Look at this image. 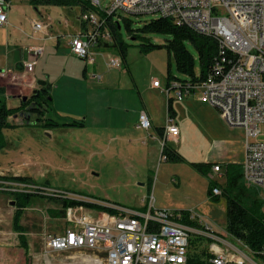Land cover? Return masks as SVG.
<instances>
[{"label":"rangeland","instance_id":"1","mask_svg":"<svg viewBox=\"0 0 264 264\" xmlns=\"http://www.w3.org/2000/svg\"><path fill=\"white\" fill-rule=\"evenodd\" d=\"M113 1L100 0L103 8ZM37 7L30 5L28 0H12L14 22L11 26H0V38L4 36L9 43L30 40L33 36L42 39L43 34L32 27L33 18L48 24L51 34L69 37L77 30L79 6ZM89 12L96 13L94 10ZM122 15L131 19L135 27L140 21L155 18L151 14ZM119 20L123 26L122 38L130 44L128 67H124L117 49L103 50V56L95 54L96 63L88 67L91 73L102 75L101 81L84 78L85 61L68 54L66 45L57 48L52 41H47L48 48L36 66L41 74L46 73L43 74L45 78L49 74L52 82L46 116L59 124L84 120L85 125L46 130L37 124L35 116L28 125H25L23 116H12L10 121L18 126L3 131L8 145L0 151V174L29 176L40 187L89 195L130 208L154 201L156 207L194 210L216 233H226L227 199L220 196L218 200H212L208 196L209 179L221 184L225 182L226 164L214 162L222 166V172L216 175L212 169L205 177L190 163L202 162L208 157L241 159L244 130L228 125L218 110L207 104L192 98L176 101L181 134L180 138L173 140V146L185 161L170 163L161 160L163 141L156 139L155 129L152 127L149 132L138 130L135 124L145 103L166 125L165 94L151 86L156 79L163 84L167 81L169 55L166 49L147 54L141 52L140 41L129 38L122 18ZM148 37L154 43L165 42V36L160 34ZM110 58L118 59L121 66L107 67L106 61ZM172 62L173 74L182 77ZM25 79L0 75V85L6 87L8 107L17 108L24 98L31 96L34 90ZM134 87V94L130 93ZM260 128L261 133L251 137V142H264V125ZM236 164L240 169L241 165ZM242 184L258 200L253 211L264 213L260 189L248 186L243 179ZM18 188L21 187L15 183L0 181V252L5 251L0 263L64 264L59 254L45 253L43 240L46 232L60 231L64 226L58 212L61 204L39 193L23 206L11 191H7ZM17 212H20L19 222L24 228L26 244L13 226ZM226 240L239 246L231 237ZM190 243L191 253H201L207 248L209 238L191 233ZM247 253L255 262L263 264L258 256Z\"/></svg>","mask_w":264,"mask_h":264},{"label":"built area","instance_id":"2","mask_svg":"<svg viewBox=\"0 0 264 264\" xmlns=\"http://www.w3.org/2000/svg\"><path fill=\"white\" fill-rule=\"evenodd\" d=\"M7 1L0 0V26L8 20ZM92 4L117 16L151 14L169 17L177 24H186L217 39L220 54L206 80L184 85L174 80L162 86L156 79L153 86L162 88L168 99L178 101L196 94L200 102L217 109L228 125L244 130L242 177L248 186L260 189L264 200V142L250 141L251 137L261 133L260 126L264 125V0H114L106 8L100 0H92ZM81 19L88 27L71 37V53L92 64L95 62L93 49L104 46L105 42L111 43L112 37L106 27L101 29L104 21L97 13L87 12ZM42 26L41 23L34 24L36 29ZM33 52L34 60L25 62L28 71L34 69L42 48H35ZM109 65L120 66V61L111 59ZM138 127L151 128L146 111L140 112ZM164 128L165 139L180 137V127L169 115ZM221 172L222 166L214 165L213 174ZM15 184L21 188L7 191H33L108 208L84 204L64 207L61 204L64 226L60 231L44 234L47 254L71 253L72 260L75 256L81 257L80 264H187L190 234L199 233L209 238L206 264H258L247 251L255 253L243 241L227 231L216 233L194 210L185 214L179 210L157 208L154 201L146 204L145 209L130 208L90 196L79 198L67 191L35 184ZM213 194L221 195V189L213 188ZM226 237L233 238L239 246L227 241Z\"/></svg>","mask_w":264,"mask_h":264},{"label":"trees","instance_id":"3","mask_svg":"<svg viewBox=\"0 0 264 264\" xmlns=\"http://www.w3.org/2000/svg\"><path fill=\"white\" fill-rule=\"evenodd\" d=\"M34 6L38 5H56L64 7L79 6L82 10V15L94 10L102 21H104L101 29L106 27L111 34L112 42L104 43V47L108 49H117L120 53L122 61L127 65L128 48L130 44L126 43L122 38V18L126 33L132 40L140 41L139 47L141 52L150 53L156 49H166L169 55L167 65V83L178 81L181 85L187 82L197 83L206 80L213 70V64L220 54L219 44L213 35L201 33L186 24H177L173 19L164 16H155V18L139 22L135 27L134 22L124 17L122 14H108L92 4V0H30ZM117 18V20L115 19ZM83 26L85 24L83 23ZM151 34H160L165 36L164 43H154L150 37ZM172 60L174 61L176 71L179 75H174L172 71ZM50 85L43 86L34 90L30 97L22 100V103L17 108H10L6 103L7 91L5 86L0 85V151L4 149L8 142L4 137L3 131L8 128L18 126L10 121V118L15 115H21L25 119V125L31 123V119L35 116L37 124L46 130L55 127H79L84 126V120H74L59 124L53 119L46 116L48 110V97L50 94ZM168 115L175 119L176 111L173 107V99H168L167 104ZM164 127L156 128V133L160 139L164 141L162 148V156L166 162L180 163L184 162V156L167 140L164 136ZM192 167L204 175L209 176L213 169L214 162H191ZM226 180L223 184L217 180L209 179L208 196L212 200H218L220 196H225L227 199V223L226 231L243 241L254 253L261 259L264 264V213H259L258 210L253 211L258 200L249 194L248 189L242 184L241 168L238 169L236 163H228L225 165ZM0 181L15 182L23 184H35L29 176H15L0 174ZM219 187L221 195L213 194V188ZM12 196L23 206L36 192L26 191H11ZM41 194V193H40ZM43 195V194H42ZM89 196V195H88ZM92 197V196H90ZM59 199L58 197H50ZM95 198V197H93ZM100 199V198H96ZM103 200V199H101ZM64 207L75 204H84L87 206L96 207L99 209H108L100 204H91L84 200L77 199H62ZM145 209V206L143 207ZM114 212V210L109 209ZM187 214V210H181ZM20 212H17L14 218V229L22 236L21 241L26 244L24 238V228L20 224ZM62 217V212H59ZM186 221V220H185ZM187 222V221H186ZM208 258L207 250L201 253L190 252L187 264H206Z\"/></svg>","mask_w":264,"mask_h":264},{"label":"crops","instance_id":"4","mask_svg":"<svg viewBox=\"0 0 264 264\" xmlns=\"http://www.w3.org/2000/svg\"><path fill=\"white\" fill-rule=\"evenodd\" d=\"M28 3L30 5H33V4H31L30 0H28ZM43 6H49V5H38L37 8L43 7ZM6 12H7L8 20H7V23L5 24V26H7V25L11 26V24L14 22V15L12 14V0H8L7 1ZM81 18H82V10L80 8V16H79L78 28L69 37H66V36H63V35H58V34L57 35L51 34L48 31L49 25L48 24H44V23L36 20L35 18H33V20H32V27L34 28V24L35 23H41L43 25L41 29H36L35 28L36 30H38L39 32H41L43 34L42 39L33 36V38L30 39V40H25V41L17 40L16 42H18V43H9V39L5 38L4 36L1 37L0 38V51H3V54L2 53L0 54V62L2 64V65H0V75H3V76L11 75V76H15V77H25L26 78L25 80L28 81V83L30 84V87H31L32 90H36V89L41 88L43 86H46L48 84L50 86H52V82L49 80V74H47L48 78H45L43 74H46V73H44V71L42 70L43 74H41L40 73L41 71H39V69L36 70V66H38L40 57L45 54V51L48 48V43H47L48 40L52 41L53 44L57 48H61L63 46V44L66 45L65 47H66V49L68 51V54L74 56L71 53V48H70V44H69L70 39H71V37L74 34L79 33L81 30H84V29H86L88 27V25L85 22H83ZM83 23L85 24V26H83ZM6 39L8 40V42L6 41ZM64 41H65V43H64ZM35 48H42V53H41V55H39L37 63L35 65L34 69L32 71H28L26 69V67H25V62H29V61L34 60L35 56H34L33 50ZM107 49L108 48H105L102 45L101 46H97V47H95L93 49V54H94V56H95V54H100V55L103 56L105 54H103L101 51L107 50ZM74 57H76V56H74ZM111 59H113V58H110V60ZM114 59H116V58H114ZM110 60L106 61V66L107 67H111L109 65ZM85 63H86V65H85V68L83 70L84 78H88L89 77L92 80L96 79V80L101 81L103 79L102 75H100V74H98L96 72H92L91 73V71L89 70V67H88L89 65L92 66V65H94L96 63V58H95V62L92 63V64H89L86 61H85ZM120 66H121V63H120ZM98 76H100V77H98ZM166 84H167V81L164 84L161 82L162 86H165ZM1 86H4V85H1ZM151 88L156 90V91H158V90L163 91L162 88L153 86V82H152ZM134 90H135V87L130 89V91H131L130 93L134 94ZM165 97H166L165 98L166 99L165 100L166 111H167V115H168V110H167L168 98H167L166 94H165ZM190 98H192L194 101H198L199 103H202V102L199 101L198 96L196 94L189 95L187 98H185L182 101L189 100ZM176 101H178V100H173V107H174V109L176 111L175 120L178 123V114L179 113H178V109L176 107V103H175ZM202 104H204V103H202ZM149 110H151V111H149ZM141 111H146L148 113L150 119H151V128L149 130H144V129L138 127V119H139V114H140ZM135 127L138 130H144V131H147V132H149L152 129V127H153L155 129V133H156V128L165 127V123H164V120L159 119L158 116L156 115V113L152 109H150V107L145 105V103H144V107L139 111L138 117L136 118ZM156 139L157 140H162V139H160V137H158L157 133H156ZM173 140L174 139H168V141L172 145H173V142H174ZM243 160H244V149H243L242 157L239 160L238 159H234V160H231V159H227V160H224V159H211L210 157H208V158L204 159V161H202V162H215V163L222 162L224 164L238 163V164H240L242 166ZM36 183H37V185H39L38 182H36ZM76 195H78V194H76ZM78 197L79 198H84V197H87V196L78 195ZM99 200H101V199H99ZM55 201L57 203H59V204H62L61 198L56 199ZM106 201H110V200H106ZM110 202H112V201H110ZM145 205L146 204H142V205H140L137 208H143ZM157 208H162V207H157ZM183 210H185V209H183ZM187 211H189V210H187ZM58 212H61V207H60V209H58ZM57 254H59V256L61 257V260H62V262H64V264H80V262H81V257L80 256H75L74 257L75 259L72 260L71 256L73 254H71V253H57ZM4 257H5V251L1 250L0 258H4Z\"/></svg>","mask_w":264,"mask_h":264},{"label":"water","instance_id":"5","mask_svg":"<svg viewBox=\"0 0 264 264\" xmlns=\"http://www.w3.org/2000/svg\"><path fill=\"white\" fill-rule=\"evenodd\" d=\"M26 98H24V100H25Z\"/></svg>","mask_w":264,"mask_h":264}]
</instances>
